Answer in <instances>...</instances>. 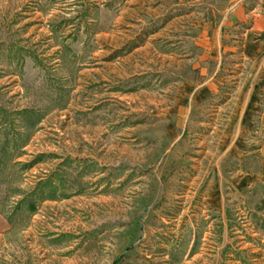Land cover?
I'll return each instance as SVG.
<instances>
[{
    "label": "rangeland",
    "instance_id": "rangeland-1",
    "mask_svg": "<svg viewBox=\"0 0 264 264\" xmlns=\"http://www.w3.org/2000/svg\"><path fill=\"white\" fill-rule=\"evenodd\" d=\"M237 2L0 0V264H264Z\"/></svg>",
    "mask_w": 264,
    "mask_h": 264
},
{
    "label": "crops",
    "instance_id": "crops-1",
    "mask_svg": "<svg viewBox=\"0 0 264 264\" xmlns=\"http://www.w3.org/2000/svg\"><path fill=\"white\" fill-rule=\"evenodd\" d=\"M244 2L245 0L237 2L229 10V14L233 17L240 14L241 20L245 23L249 21V25L244 32L245 52L251 60L256 61L258 67L264 68V0H255L254 4L247 9L241 8L240 3Z\"/></svg>",
    "mask_w": 264,
    "mask_h": 264
},
{
    "label": "trees",
    "instance_id": "trees-1",
    "mask_svg": "<svg viewBox=\"0 0 264 264\" xmlns=\"http://www.w3.org/2000/svg\"><path fill=\"white\" fill-rule=\"evenodd\" d=\"M50 197H53L54 196V194H51V195H49ZM48 197V196H47ZM33 209H35V205L32 207Z\"/></svg>",
    "mask_w": 264,
    "mask_h": 264
}]
</instances>
